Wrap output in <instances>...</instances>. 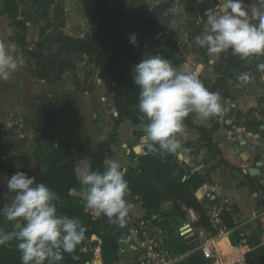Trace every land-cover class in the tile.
<instances>
[{
  "label": "rangeland",
  "instance_id": "rangeland-1",
  "mask_svg": "<svg viewBox=\"0 0 264 264\" xmlns=\"http://www.w3.org/2000/svg\"><path fill=\"white\" fill-rule=\"evenodd\" d=\"M199 1L205 2V10L218 7L216 6L218 0ZM254 2L255 0H244L248 7ZM61 4L63 13L59 17L55 11V4L51 5L49 16L43 15L44 3H26L21 6L19 17L29 21L26 32L22 33L26 38L22 45L17 41L20 32L4 16L2 12L3 0H0V43H4L9 48L15 46V52L22 55L25 61L12 78L8 81H0V189L3 190L6 204L10 203L14 197V193L7 190V179L17 171L25 172L29 176L39 175L43 161L50 152L57 148L63 152L65 160L69 159V154L73 153V148L80 156L78 151L80 147L93 148L90 143L82 145V142L84 136L91 134L92 137V129L97 128V126L113 130L111 137L116 138V154L119 161L125 160L127 155L132 157L137 146L142 148L141 154H143L146 146L144 138L135 137V131L127 127L123 128L121 134L118 135L120 139L117 140V129L114 120H112V112L115 109L114 97L110 87L98 79V72L93 61L77 53L76 49L68 48L66 43L58 42V37L61 34L77 40L85 38L90 33L81 0H61ZM107 4L114 10L123 9L127 12L138 11L143 4H147L151 8L165 4L169 11L165 8L163 15L167 16L168 14L172 19L161 22L164 37L160 44V51L169 50L167 47L168 39L175 40L179 56L171 64L179 71L186 70L184 72L198 73L203 83L208 80L209 73L218 63L213 66L211 63L209 64L207 50L195 43V37L206 30V16L199 8L194 13L187 14L184 0H107ZM44 27L48 29L42 38L41 30ZM41 42L44 46L43 54L55 63L50 67L52 72L47 80L39 79L37 62L33 57L25 55L27 50ZM176 61L182 63L179 64ZM243 61L247 63V71L245 72H249L253 79L248 84H243L237 79L239 74L244 73L240 68L229 71L230 79L223 91H220V96L223 99L225 93L233 94L235 98L241 95H259L260 104L257 112L251 117H247L246 113L236 109L227 112L223 117H215L212 120L221 121L223 124L229 121L237 128L243 126L242 130L246 128L244 126L248 125L250 127L248 133L260 134L263 141L261 145L257 144L254 138H244L242 150L245 154L247 152L253 153L256 160L262 162L264 159V129H261L262 126L264 128V72L257 71L256 65L264 62V57ZM202 65L206 67L204 71ZM224 70H227V66H224ZM50 99L61 101L64 108L69 109L66 114L60 117L59 120L64 119V121H60L58 127L57 123L53 126L43 124V128L38 130L41 126L40 115L44 104ZM252 122H261L263 125L258 130L257 126H250ZM144 127L145 124L137 126L136 132L145 134ZM245 141H249L251 147L246 149ZM93 149L96 150L97 147ZM215 164L217 163H212L211 167ZM250 166H252L251 169L260 170V174L251 177L252 179H248V175L244 173L236 172L231 166L225 165L223 169V184L227 190H238L244 184L250 186L243 196L246 202L245 215L247 216H250L255 208L260 209L264 206V183L261 184V181L264 180V168H258L255 163ZM80 194L82 195V193ZM81 200L85 203L83 197ZM129 201L133 204L130 211L137 210L139 206L137 201L134 198ZM87 210L95 215L92 210ZM128 216L135 231L133 234L131 232L132 243L127 244L124 243L125 240L121 241L118 260L114 264H135L138 254L131 247L138 248L139 238L148 234L152 228V222L148 223V219L140 215V212L135 215L136 217L132 215V212ZM243 216L240 218L242 220H239L242 222V226L236 227L235 233L230 236L236 239L238 233L242 234V241L239 245L237 247L232 245L237 249L244 250L242 260L235 264H264V225L261 220L250 221L248 217L245 219ZM137 217L143 218L137 219ZM13 224L15 226L16 222ZM209 234H214L209 222L206 226L198 225L195 242L190 245H182L178 240L175 241V247L178 251L192 250L198 247L200 240H204ZM174 238L177 239L176 232ZM95 241H98L96 235L92 236L87 247L93 251L94 258L91 264L95 260H100L95 259L98 246L93 249L91 246L92 242ZM251 252H255V255L251 262H246L245 256ZM222 255L217 247L212 259L200 260L204 264H229ZM181 264L190 263L183 262Z\"/></svg>",
  "mask_w": 264,
  "mask_h": 264
},
{
  "label": "trees",
  "instance_id": "trees-1",
  "mask_svg": "<svg viewBox=\"0 0 264 264\" xmlns=\"http://www.w3.org/2000/svg\"><path fill=\"white\" fill-rule=\"evenodd\" d=\"M26 3H44V16L50 15V7L54 4L58 17L63 13L61 0H3L2 12L9 19L11 25L19 30L20 34L17 36V41L22 45L26 40L22 33L26 32L29 21L20 18L18 14L21 6ZM81 3L89 23L90 33L85 38L77 40L61 34L58 37V42L66 43L68 48L76 49L77 53L93 61L98 72V79L106 83L113 94L115 110L118 113V117L115 120L116 129L125 121H130L134 126L146 125L148 121L146 118L141 119L144 114L139 111L138 107L140 89L134 83L133 70L141 59L149 56L160 54L163 58L168 59L170 63L179 56L175 40L168 39L167 47L169 50L160 51V44L164 37V34L162 35L161 22L172 19L168 14L167 16L163 15V11L165 8L169 11V8L165 4H159L154 8L143 4L138 11L127 12L123 9L114 10L110 8L107 0H81ZM218 3L219 0L216 6H218ZM204 4L205 2L202 3L199 0H184L187 14L194 13L198 8L205 13ZM47 27L41 30L42 38L46 34ZM133 33L137 35L138 46H134L129 41V36ZM43 51L44 46L41 42L27 50L25 55L33 57L37 62L39 79L47 80L52 72L50 67L55 65V63L46 57ZM176 63L180 64L182 62L176 61ZM246 64L238 56H233L230 51L220 54V61L213 69L216 80L214 82L205 80V87L212 92L220 94L230 79L228 72L236 70V68H240L245 72L247 71ZM224 66H227V70H224ZM223 96L225 98L230 97L229 93H225ZM68 109L64 108L61 101L52 99L47 101L43 107L40 120L41 126L38 130L43 128V124L55 125L60 117L67 113ZM257 110L258 108L251 109L245 115L251 117ZM193 115L195 114H190L185 119V126L189 129L197 130L201 142L204 143L208 151L214 157H221V151L213 141V134L219 129V124L213 122L209 128L198 126L192 121ZM253 125L257 126L259 130L263 124L261 122H252L250 126ZM244 128L247 132H250L248 125L244 126ZM134 135L135 137H145V134H139L136 131ZM115 142L116 138L112 136L100 143L96 150L80 147L78 151L81 157L89 159L90 167L93 171L99 170L103 172L107 167V160L113 154L112 146ZM179 154L180 151L175 155L161 156L158 152H149L147 146H145L144 154L140 156L135 153L132 154V158L137 159L138 165L135 168H129L125 176L130 189L128 200L138 198L142 203L147 219H152L154 216L163 218L164 227H166L171 236H175V232H177L178 227L183 222V207L193 208L200 213L201 220L199 225L206 226V224L208 225L207 206L220 201L215 193L210 198L206 197L202 202L197 199L196 194L199 190L211 183L210 170L207 169L206 174L203 171L195 172V169L189 163L179 159ZM225 164L224 160L221 159L213 167V170ZM43 165V172L38 176L33 175L36 177L37 183H44L58 193L60 199L56 203L59 214L78 218L87 228L85 241L77 247L74 253H63L64 259L60 264L91 263L94 258L93 251L87 249V247L88 242L91 241L94 235L98 237V241L92 242L91 246L92 249L97 246L101 248L103 264H114L117 262L120 243L131 237L132 224L126 218V224L121 228L116 224L110 223L109 219L103 214L95 216L87 210L80 196L71 194L72 191H78L83 194V186L75 175L77 166L73 153L69 154L68 160H65L63 152H60V149L57 148L47 155ZM247 177L252 179L249 174ZM5 204L4 193L0 189V209ZM223 219L229 229L234 231L232 233L234 234L236 224L230 214L225 212ZM0 221V229L5 232L15 230L13 222L7 221L2 213H0ZM241 235V233H238L236 239L232 236L230 240L224 238L220 241L223 257L227 259L229 264L238 263L243 258L244 250L233 247H237L242 241ZM17 244L18 241L14 239L5 245H0V264H22L21 253ZM254 255L255 252L247 254L245 256L246 262H251ZM200 259L204 258L197 252L187 258L185 262L204 264Z\"/></svg>",
  "mask_w": 264,
  "mask_h": 264
},
{
  "label": "clouds",
  "instance_id": "clouds-1",
  "mask_svg": "<svg viewBox=\"0 0 264 264\" xmlns=\"http://www.w3.org/2000/svg\"><path fill=\"white\" fill-rule=\"evenodd\" d=\"M204 15L206 30L195 37V43L210 56L230 51L242 60L264 57V0H255L250 7L244 0H219L217 9H207ZM129 41L138 46L135 33L130 34ZM24 63L15 46L0 43V81H8ZM256 69L264 72V62ZM133 71L134 83L140 89L141 119L148 121L144 140L149 152L178 154L185 119L190 114L207 121L223 117L228 111L220 94L206 88L198 73L179 71L160 54L141 59ZM237 79L248 84L253 77L244 72ZM126 172L116 160L109 161L103 172L93 171L90 166L75 168L83 186L85 207L121 228L133 208L128 200ZM7 190L14 197L0 213L7 221L16 222V230L0 229V245L18 241L22 264H60L63 253H74L85 241L87 228L78 218L59 214L58 193L37 183L36 177L17 171L7 179Z\"/></svg>",
  "mask_w": 264,
  "mask_h": 264
},
{
  "label": "crops",
  "instance_id": "crops-1",
  "mask_svg": "<svg viewBox=\"0 0 264 264\" xmlns=\"http://www.w3.org/2000/svg\"><path fill=\"white\" fill-rule=\"evenodd\" d=\"M219 57H220V55L217 57H212L209 55V58H208L209 64L211 63V65L213 66L216 63H218ZM202 66H203V71H204L206 69V67L204 65H202ZM182 71L184 72L186 70H182ZM203 71H202V73H203ZM207 79H208V81H211V82H214L216 80L214 70H211ZM101 83H103V82H101ZM229 96L230 97H226V98L224 97L222 99V102H226L225 107L228 109L227 112H230L231 110L237 109V110H240L244 113H247L251 109L259 108V95H241L240 97H236V98L234 97L233 94H229ZM42 112H41L40 118L42 116ZM117 117H118V113L114 109V111L112 112V120H114V124H115V120L117 119ZM40 118H39V120H40ZM212 119L213 118H211L210 120L204 121V120H200L195 115L192 116V121L194 122V124H196L198 126H206L209 128V127H211L213 122L219 124V129L213 134V141L215 144L218 145V147L221 151V157H214L208 151V149L205 147L204 143L201 142V140H200L201 138H200V135L197 132V130L189 129L187 127L185 128V132H184L183 136L181 137L182 149L180 150V154L183 155L185 158L191 157V160L188 163L194 169H196L197 167H202L205 172L207 169L210 170L209 174L211 177V183L209 185H206L205 187H203L201 190H199L198 196L200 198L203 199V198H205L206 194H208V192L215 191V194L218 195L220 201L223 200L224 202L229 203V205L235 210V212H237V214L239 215L240 218H241V216L244 215L243 217H245V219H247V217L249 218L255 211L259 210L258 208H255L252 211L250 216L245 215L246 214V211H245V209H246L245 203L246 202H245V199L243 198V196H244V194H246V191L249 190L250 186L247 184H244L238 190H227L223 184V182H224L223 169H224V166L226 164H228L229 166H231L237 170H240V171L235 170L236 172H239L240 174L244 173L245 175H248L249 171L252 167V166H250V165H252V163H255L258 168L264 167V159L262 160V162H259L256 160L255 155L253 153L247 152L245 154V153H243V150H242V147H243L242 144L244 143L243 142L244 138L245 139L246 138H252V139L254 138V141L257 144L261 145L263 142L262 137L260 134L254 135L252 133H248L246 131V129L242 130L241 126L237 128L236 126H234L232 124V122L226 121L225 124H223L221 121H217V120L214 121ZM60 121L63 122L64 119L58 120V122L56 124L57 127L60 125ZM98 127L99 126H97V128H95V129H92V137H91V134L83 137L82 145L90 143V145L93 148H95V147H98V145L100 143L104 142L105 140H107L108 138L111 137V133L113 132V130L111 128L108 129L105 127L104 128H102V127L98 128ZM124 127H127L129 129H133V131H136V129H137V126H134L130 121H125L117 129V132H116L117 140L120 139V137L118 135L121 134ZM261 129H264L263 126L261 127ZM95 139H96V141H95ZM34 145H35V143L33 144V146ZM188 146H190V147H188ZM245 146H246V149L248 147H251L250 142L245 141ZM116 148H117V144L115 142V144L112 146V150H113V154L111 156L112 158L111 159L109 158L107 160L106 164H108L109 161L116 160L121 164L122 168L127 169V171L131 167H134V168L137 167V165H138L137 159L130 157V155H127L125 160L119 161L117 154H116L117 153ZM73 153L75 156V162H76L77 167L81 166V164H82V166H90L89 159L83 158V157L81 158L78 155V153L75 152L74 148H73ZM242 154H245L247 159H245V160L242 159ZM140 155H142V154H140ZM140 155H137V156H140ZM212 157L215 159L213 160ZM221 159H223L226 164L213 170V167L216 164L213 167H211L212 163H218ZM207 160L208 161L210 160V162H207ZM259 163H261L260 167L258 165ZM43 170H44V165H41V171H39L40 172L39 175L43 172ZM263 181H261V184L263 183ZM71 194L84 198L83 194L81 195L78 191H72ZM134 199L137 201V203L139 205L137 208L138 211L135 210V211H130V212H132L133 216L137 215L138 212H140V215L145 216V211L142 208L141 201L138 198H134ZM241 199H242V201H241ZM142 218L143 217H137V219H142ZM127 219L130 223V217L129 216L127 217ZM149 220L150 219H148V221H147L148 223H149ZM131 232H132V234L135 232L133 230V225H132ZM150 232H151V229H150ZM150 232L148 234H145V236L150 235ZM145 236L139 238L140 240L138 241V244L141 240H144ZM134 237L137 238V236H134ZM132 239L133 238L131 236L128 240H125L124 243L131 244ZM228 239L230 240V237ZM175 240L177 242L178 237ZM131 248H133L134 250L136 249V247H131ZM180 252H183L184 254H186L187 251H181L180 250ZM189 252H191V251H189ZM194 254H196V253H193L190 256H193ZM99 259L101 260L102 257H99ZM183 262H185V260L182 261L181 263H183ZM135 264H136V262H135Z\"/></svg>",
  "mask_w": 264,
  "mask_h": 264
},
{
  "label": "built area",
  "instance_id": "built-area-1",
  "mask_svg": "<svg viewBox=\"0 0 264 264\" xmlns=\"http://www.w3.org/2000/svg\"><path fill=\"white\" fill-rule=\"evenodd\" d=\"M213 193H215V191L208 192L205 198H210ZM196 197L201 202L205 199L200 198L198 193ZM182 210L184 219L182 224L178 227L176 236L183 245H190L197 239V226L200 223L201 215L193 208L183 207ZM225 212L230 214L237 228L242 226V222H239V220H241L239 215L229 203L219 201L209 204L206 208V215L211 229L214 230V234H209L204 240L201 239L198 244L199 246L192 250L188 249L186 254L175 248L176 240L174 236L170 235L166 227H164V219L159 216L152 217V219L149 220V223L152 222L150 235H146L144 240L139 242V247L135 249L138 254L136 264H180L191 254L197 252L206 260L212 259L214 257V251L217 249V242L224 237L229 238L234 232L229 229L223 219V214ZM248 219H250V221L261 220L264 225V206L255 211ZM153 222H156V224ZM95 257V259L101 257V248L99 246L96 248Z\"/></svg>",
  "mask_w": 264,
  "mask_h": 264
},
{
  "label": "water",
  "instance_id": "water-1",
  "mask_svg": "<svg viewBox=\"0 0 264 264\" xmlns=\"http://www.w3.org/2000/svg\"><path fill=\"white\" fill-rule=\"evenodd\" d=\"M141 152H142V148H141L140 146L135 147V149H134V153H135L136 155H140ZM179 159H180L181 161H185V162L188 163V162L191 160V157H187V158H185L183 155L180 154V155H179ZM242 159H244V160L247 159V157H246L245 154H242ZM258 165H259V167H260V166H261V163H259ZM200 171H203V173L206 174V172L203 170L202 167H197V168L195 169V172H200ZM249 174H250L252 177H254V176H258V175L260 174V170H259V169H250ZM97 263H99V264H103V262H102L101 260H96V261L93 262V264H97ZM88 264H90V263H88Z\"/></svg>",
  "mask_w": 264,
  "mask_h": 264
},
{
  "label": "bare ground",
  "instance_id": "bare-ground-1",
  "mask_svg": "<svg viewBox=\"0 0 264 264\" xmlns=\"http://www.w3.org/2000/svg\"><path fill=\"white\" fill-rule=\"evenodd\" d=\"M224 238H228V237H224ZM224 238L220 239V240L217 242V247H218V249H219L221 255H222L223 253H222V250H221V248H220V241L223 240ZM222 256H223V255H222ZM97 264H99V263H97Z\"/></svg>",
  "mask_w": 264,
  "mask_h": 264
}]
</instances>
